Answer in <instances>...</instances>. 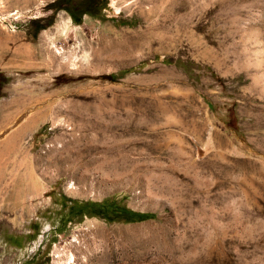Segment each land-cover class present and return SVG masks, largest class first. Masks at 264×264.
Listing matches in <instances>:
<instances>
[{"label": "rangeland", "instance_id": "374dc122", "mask_svg": "<svg viewBox=\"0 0 264 264\" xmlns=\"http://www.w3.org/2000/svg\"><path fill=\"white\" fill-rule=\"evenodd\" d=\"M0 264H264V0H0Z\"/></svg>", "mask_w": 264, "mask_h": 264}, {"label": "trees", "instance_id": "16d2710c", "mask_svg": "<svg viewBox=\"0 0 264 264\" xmlns=\"http://www.w3.org/2000/svg\"><path fill=\"white\" fill-rule=\"evenodd\" d=\"M122 212L125 214V218L128 220H142L145 219L151 215H146V214H141V213H136L134 211L128 210L126 208H122Z\"/></svg>", "mask_w": 264, "mask_h": 264}]
</instances>
